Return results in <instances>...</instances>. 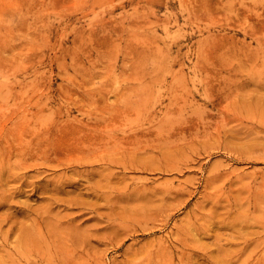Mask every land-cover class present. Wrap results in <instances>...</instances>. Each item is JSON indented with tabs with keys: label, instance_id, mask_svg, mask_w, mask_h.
<instances>
[{
	"label": "rangeland",
	"instance_id": "1",
	"mask_svg": "<svg viewBox=\"0 0 264 264\" xmlns=\"http://www.w3.org/2000/svg\"><path fill=\"white\" fill-rule=\"evenodd\" d=\"M0 264H264V0H0Z\"/></svg>",
	"mask_w": 264,
	"mask_h": 264
},
{
	"label": "bare ground",
	"instance_id": "2",
	"mask_svg": "<svg viewBox=\"0 0 264 264\" xmlns=\"http://www.w3.org/2000/svg\"><path fill=\"white\" fill-rule=\"evenodd\" d=\"M62 128V127H61ZM191 255V254H190ZM221 257V256H220ZM216 259H218V258H216ZM221 261V260H220ZM229 263V262H228Z\"/></svg>",
	"mask_w": 264,
	"mask_h": 264
}]
</instances>
